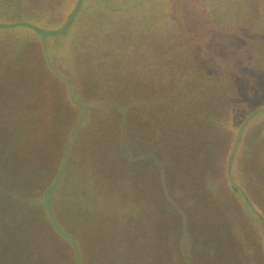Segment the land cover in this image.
<instances>
[{"label":"rangeland","instance_id":"374dc122","mask_svg":"<svg viewBox=\"0 0 264 264\" xmlns=\"http://www.w3.org/2000/svg\"><path fill=\"white\" fill-rule=\"evenodd\" d=\"M0 264H264V0H0Z\"/></svg>","mask_w":264,"mask_h":264}]
</instances>
